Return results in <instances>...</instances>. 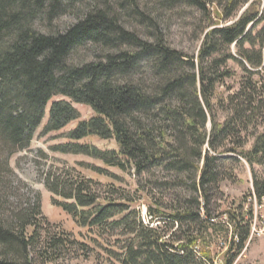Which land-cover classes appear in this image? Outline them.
<instances>
[{
	"label": "trees",
	"instance_id": "1",
	"mask_svg": "<svg viewBox=\"0 0 264 264\" xmlns=\"http://www.w3.org/2000/svg\"><path fill=\"white\" fill-rule=\"evenodd\" d=\"M62 1L0 0V169L28 146L54 96L70 100L52 102L45 131L80 118L72 102L89 105L95 114L67 137L114 139L119 149L78 142L58 149L138 176L168 174H153L152 184L173 205L165 210L155 200L147 211L163 226L144 224L127 193L112 189L102 199L92 179L64 192L48 183L72 200L56 203L78 226L116 237L121 264H211L215 234L226 227L212 221L222 183L237 181L246 163L255 197H264L256 169L264 167V0H154L152 8L138 0H98L64 32L37 28L39 16L53 18ZM179 3L201 15L194 54L174 47L163 30V9ZM117 10L143 30L126 27ZM88 45L100 51L97 58L68 61ZM226 213L231 239L240 237L236 255L250 237V212ZM86 248L72 232L52 229L38 201L32 211L0 215V264H69Z\"/></svg>",
	"mask_w": 264,
	"mask_h": 264
},
{
	"label": "rangeland",
	"instance_id": "2",
	"mask_svg": "<svg viewBox=\"0 0 264 264\" xmlns=\"http://www.w3.org/2000/svg\"><path fill=\"white\" fill-rule=\"evenodd\" d=\"M96 1L98 0H63L62 5L55 9L53 18L41 14L35 22V26L45 32H64L84 16L87 6L96 5ZM117 1L122 2L123 0ZM138 1L140 4L148 3L151 8L154 7V0ZM118 12L126 27L138 31L143 30L136 18L128 16L125 12ZM162 13V26L169 42L185 52L196 53L199 41L193 30L194 27L198 29L201 23L199 11L185 3H179L166 7ZM99 54L100 51L96 49V46L79 47L70 55L68 61L70 63L88 61L97 58ZM63 99L70 100L63 95H56L49 101L45 116L35 130L28 146L13 154L9 159L8 168L5 163H2L0 176L3 188L0 186V215L11 216L13 212L24 209L32 211L33 205L38 201L41 204L42 216L51 222L52 229L64 228L72 232L78 240L87 246L84 249L85 253L78 259L70 261L69 264H121L115 256V252H119V247L114 243L116 237H100L88 228L78 226L71 215L56 203L71 202L72 200L54 194L49 189L48 183L57 184L59 192H64V190H70L75 183L82 179H92L97 183L96 188L102 199L110 196L112 189L125 192L130 196L131 204L140 211L144 224L156 227L163 226V220L151 218L147 207L152 205L155 208V200L162 202L165 205V210H170L166 208H170L173 204L172 197L164 196L160 191L154 189L152 182L156 177L153 174L160 177L168 174L154 172L151 175L138 176L133 170L124 171L105 165L90 155L64 152L58 149L59 145L69 142L92 144L101 150L119 149L114 139H101L91 135L73 141L67 137L69 131L75 128L79 121L86 120L95 114L92 107L81 103L72 102L80 112L79 119L71 121L60 130L45 131L52 102ZM250 145L251 142L247 148ZM1 159L4 160V158ZM239 167L236 171L237 181H224L221 185L222 195H219L218 199H214L211 204L213 213L219 216L213 218L212 221L215 224L226 226L221 233L215 234L216 238L211 245L213 257L211 264H225L231 258L232 264H264V197L259 201L254 195L252 172L249 165L243 163ZM256 169L257 173L264 178V167L256 166ZM237 210L250 212L248 215L250 237L244 249L235 255L239 242L237 240L240 237L233 236L231 239L233 224L228 220L226 212ZM226 228L229 229L228 232L225 230ZM234 241L235 243H233ZM195 251L200 255V250L197 247Z\"/></svg>",
	"mask_w": 264,
	"mask_h": 264
},
{
	"label": "built area",
	"instance_id": "3",
	"mask_svg": "<svg viewBox=\"0 0 264 264\" xmlns=\"http://www.w3.org/2000/svg\"><path fill=\"white\" fill-rule=\"evenodd\" d=\"M151 219V218H150Z\"/></svg>",
	"mask_w": 264,
	"mask_h": 264
}]
</instances>
